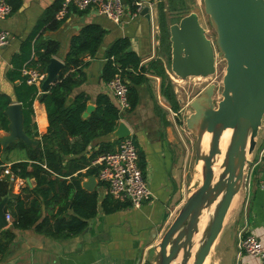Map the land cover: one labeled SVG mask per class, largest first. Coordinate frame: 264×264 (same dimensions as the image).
<instances>
[{"label":"crops","instance_id":"crops-1","mask_svg":"<svg viewBox=\"0 0 264 264\" xmlns=\"http://www.w3.org/2000/svg\"><path fill=\"white\" fill-rule=\"evenodd\" d=\"M55 1L21 0L17 11L0 19V30L10 36L8 44L0 49V96L7 97L9 105L19 104L14 95L19 81L8 77L15 69L14 57L18 55L21 43L31 35ZM143 1L148 8V20L140 16L128 19L127 16L121 25L115 26L92 11L74 13L60 23L55 32H44L42 38L58 43L59 49L53 58L62 63L68 51L69 39L76 35L83 25L94 24L106 32L95 57L83 58L86 63L82 69L84 81L74 88L69 96L71 101L76 95L84 94L89 99L86 105L92 107L95 97L104 94V83L100 78L104 50L117 39L128 40V51L136 54L139 66L144 69L143 82L136 87V107L118 118L129 130V137L134 142L138 167L151 192L150 200L137 210L126 206L108 215L98 211L96 216L87 222L83 232L67 233L59 239L37 234L31 228L13 229L12 217L6 208L11 217L6 231H9L13 238L5 251L11 242L14 245L8 257H3L4 253L0 254V264H151L154 249L162 233L184 201L181 199V184L184 181L180 173L182 137L177 129L178 111H173L161 94L162 77H166L169 82L172 77L162 61L160 50L158 51L156 0ZM38 90L32 101L31 125L34 128L29 130L28 137L35 142H38L39 136L44 134L47 128L40 86ZM106 96L114 105L113 98ZM7 135V126L6 130L0 129V140ZM102 141L116 140L107 141L103 138ZM17 142L19 141L6 146L0 144V183L4 184V193L0 195V199L6 197L11 203L13 197L17 196L26 202L30 196L24 188L31 190L34 186L30 179H26L28 182L17 178L10 181L2 175L4 168L9 170L12 164L28 162L26 152L14 146ZM98 142L91 143L82 156L65 157L66 161L83 156L87 158L91 151L96 149ZM116 143L117 141L113 143L111 151ZM261 150H264V127L258 131L254 150L246 158L249 165L243 171V176L249 175L251 180L247 206L244 208L243 196L239 190L209 252L207 264H263L255 258L237 256L235 248L236 233L245 224L247 234L256 238L264 249V192L258 188V182L264 180V159H259ZM84 172L85 169L81 170L80 174ZM71 175L75 176L76 173ZM86 179L82 178L81 184ZM91 192L96 193L99 204L107 195L105 187L97 182L96 177L92 191L87 193ZM56 209L57 207L53 206L47 209L46 213H54ZM44 214L42 211V216Z\"/></svg>","mask_w":264,"mask_h":264},{"label":"water","instance_id":"water-1","mask_svg":"<svg viewBox=\"0 0 264 264\" xmlns=\"http://www.w3.org/2000/svg\"><path fill=\"white\" fill-rule=\"evenodd\" d=\"M203 14L215 34L214 48L195 13L183 16L168 27L170 48L169 71L178 80L207 79L215 73V59L224 61L220 99L213 103V85H208L188 107L191 113L184 120L185 129L194 138L193 170L197 175L174 218L162 233L151 258V264H204L219 235L225 215L238 194L246 159L255 147L258 131L264 118V0H200ZM140 17L148 20V8ZM63 65L51 58L44 69L40 84L41 98L49 85L58 79ZM70 100V99H69ZM94 107L86 105L81 118L85 119ZM8 135L0 140L2 146L19 141L36 146L22 126L19 104H10L3 111ZM229 131L225 151L214 177L212 168L221 156L219 141ZM126 126L118 121L105 140L129 137ZM204 136L206 151L200 149ZM26 182H28L26 180ZM94 177H88L81 187L92 191ZM7 198L0 199V231L7 227L4 220ZM202 214L207 223L192 256L195 236ZM13 242L3 257L12 253ZM192 256V257H191Z\"/></svg>","mask_w":264,"mask_h":264},{"label":"trees","instance_id":"trees-1","mask_svg":"<svg viewBox=\"0 0 264 264\" xmlns=\"http://www.w3.org/2000/svg\"><path fill=\"white\" fill-rule=\"evenodd\" d=\"M3 1L9 6L10 13L17 11L21 5V0ZM60 3L61 0L55 1L31 35L21 43L18 55L14 57L15 69L8 74L10 79L19 81L14 95L21 107L23 131L27 137H30L29 130L34 128L31 125L32 101L37 96V89L26 84L21 71L24 68L36 69L44 74L49 60L58 52V43L43 39L42 34L55 32L60 27V23L53 19ZM105 33L101 27L87 24L69 39L68 51L63 58V68L58 79L48 86L42 97L47 121L45 133L39 136L34 147H27L20 142L14 144L26 152L28 162L10 165L9 172L14 178L32 180L34 186L31 190L24 188L30 196L26 202L20 196L13 197L12 203L7 200L6 208L11 214L13 229L31 228L37 234L59 239L67 233L83 232L87 222L98 211L108 215L127 206L112 201L107 195L99 204L95 192L87 193L81 188L82 178L96 177L97 166H93L92 162L100 155L110 152L116 142L102 141L116 128L119 120L116 107L105 94H98L93 101L94 110L87 118L82 119L81 114L85 110L88 97L78 94L69 100L72 90L84 81L82 69L86 63L83 58L95 57ZM128 48L129 43L125 38L117 39L106 47L100 78L105 84L119 71L127 88V112H131L137 105L136 87L143 82L144 69L139 66L136 54L128 51ZM161 94L166 101L171 100L170 83L166 77H162ZM8 105L9 99L0 96L2 130H6L7 126L3 111ZM94 141L99 142L87 158L83 156L66 161L65 157L82 156ZM83 169L85 172L80 174ZM73 173L76 175L72 176ZM3 185L0 183V195L4 193ZM53 206L57 207L56 211L46 213ZM42 211L45 212L44 216ZM12 238L9 231H0V254L5 252Z\"/></svg>","mask_w":264,"mask_h":264},{"label":"built area","instance_id":"built-area-1","mask_svg":"<svg viewBox=\"0 0 264 264\" xmlns=\"http://www.w3.org/2000/svg\"><path fill=\"white\" fill-rule=\"evenodd\" d=\"M144 7L143 0H61L53 19L62 23L70 14L92 11L98 17L119 26L127 16L128 19L137 18ZM9 14V6L0 0V19L6 18ZM9 40V34L0 30V49L5 47ZM21 75L25 78L27 85L34 86L37 90L44 78V74L36 69L24 68ZM103 91L104 94L113 98L117 115L120 118L128 110V100L126 84L119 71L104 84ZM261 124L264 127V120ZM261 158L264 159V150L259 152V159ZM92 165L97 166L96 180L105 187L106 194L112 201L137 210L150 200L151 192L138 167L137 150L130 137L118 140L112 151L100 155L92 162ZM2 175L8 177L10 181L14 178L8 168L2 170ZM250 187V176H243L240 191L244 200V208L247 206ZM258 188L264 192V180L258 182ZM4 220L7 225L11 222L7 211L4 214ZM235 248L237 256L245 255L258 259L264 264V249L256 238L247 234L245 224L236 233Z\"/></svg>","mask_w":264,"mask_h":264},{"label":"rangeland","instance_id":"rangeland-1","mask_svg":"<svg viewBox=\"0 0 264 264\" xmlns=\"http://www.w3.org/2000/svg\"><path fill=\"white\" fill-rule=\"evenodd\" d=\"M156 14L158 24V51L162 57L167 71H169L170 62V48L168 41V27L177 24L178 21L189 13H195L199 25L206 32L209 40L214 48L215 34L212 31L208 18L203 14L200 0H156ZM214 52H216L214 48ZM215 73L205 80L199 78H187L185 80H178L171 73L172 79L170 90L172 93L171 100L168 99L166 103L173 108V111H178L177 129L181 134V167L180 173L182 175L181 184V199H185L188 194V189L193 181H196L197 175L193 170V141L192 135L185 129L184 120L191 113L188 104L191 100L196 98L208 85H213V103L220 99L221 79L224 74L225 64L221 59H215ZM166 82H164V85ZM178 133V134H179ZM180 200V199H179ZM178 200H176L177 202ZM177 212V211H176ZM176 214V213H175ZM8 230V226L4 229ZM207 264V262H206Z\"/></svg>","mask_w":264,"mask_h":264},{"label":"bare ground","instance_id":"bare-ground-1","mask_svg":"<svg viewBox=\"0 0 264 264\" xmlns=\"http://www.w3.org/2000/svg\"><path fill=\"white\" fill-rule=\"evenodd\" d=\"M228 138H229V131L226 130L222 133L221 137H220V141H219V149L221 151V156L219 158L216 159V163L214 165V167L212 168L213 172H214V177H216L217 173H218V165L220 163V160H221V157L225 151V147L227 145V142H228ZM207 143H208V138L207 136H204L203 139H202V142H201V146H200V149L202 152L206 151V148H207ZM235 198V197H234ZM237 199V198H236ZM234 200V199H233ZM235 201V200H234ZM231 206V205H230ZM207 223V215H204L202 214V216L200 217V220H199V225H198V232L195 236V242L196 244L194 245L193 249H192V256H193V253L195 252L196 248H197V244H198V241L199 239L201 238V235H202V231L205 227ZM191 256V257H192ZM192 259V258H191ZM189 261V264L191 263V260ZM207 259V258H206ZM207 260H205L204 264H206Z\"/></svg>","mask_w":264,"mask_h":264}]
</instances>
